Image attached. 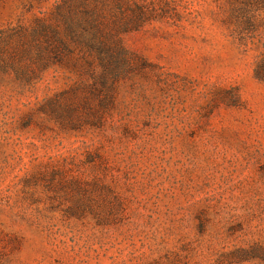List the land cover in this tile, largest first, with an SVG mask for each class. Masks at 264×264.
Here are the masks:
<instances>
[{
  "label": "rangeland",
  "instance_id": "rangeland-1",
  "mask_svg": "<svg viewBox=\"0 0 264 264\" xmlns=\"http://www.w3.org/2000/svg\"><path fill=\"white\" fill-rule=\"evenodd\" d=\"M0 264H264V0H0Z\"/></svg>",
  "mask_w": 264,
  "mask_h": 264
},
{
  "label": "trees",
  "instance_id": "trees-1",
  "mask_svg": "<svg viewBox=\"0 0 264 264\" xmlns=\"http://www.w3.org/2000/svg\"><path fill=\"white\" fill-rule=\"evenodd\" d=\"M69 33H70L71 35L73 34L72 29H69ZM54 58H55V62H58V61H59V57L54 56ZM261 73H262V72H261Z\"/></svg>",
  "mask_w": 264,
  "mask_h": 264
}]
</instances>
